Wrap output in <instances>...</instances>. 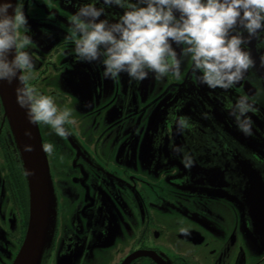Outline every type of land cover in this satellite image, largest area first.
<instances>
[{
    "label": "flooded vegetation",
    "instance_id": "af4514ba",
    "mask_svg": "<svg viewBox=\"0 0 264 264\" xmlns=\"http://www.w3.org/2000/svg\"><path fill=\"white\" fill-rule=\"evenodd\" d=\"M83 2L16 6L32 37L30 84L74 109L65 137L38 123L44 147L54 145L45 150L57 197L40 264H264V34L248 45L254 66L229 89L194 83L188 64L179 80L105 79L66 39ZM104 7L109 18L122 12ZM241 94L255 100L251 135L229 114ZM29 221L28 179L0 101V264L15 262Z\"/></svg>",
    "mask_w": 264,
    "mask_h": 264
},
{
    "label": "clouds",
    "instance_id": "9594fccd",
    "mask_svg": "<svg viewBox=\"0 0 264 264\" xmlns=\"http://www.w3.org/2000/svg\"><path fill=\"white\" fill-rule=\"evenodd\" d=\"M98 4L101 0L80 4L69 17L66 39L78 61L102 66L105 79L117 80L123 73L136 82L150 74L156 80L168 76L179 80L182 66L188 64L194 83L229 89L254 66L248 45L264 34V0H102ZM104 5L118 6L122 12L109 18ZM29 32L23 10L12 0H0V81H17L16 101L27 110L29 122L43 123L65 137L74 109L58 105L52 95L30 84L35 63L28 50ZM258 46H264V39ZM228 107L237 128L251 135L253 121L248 113L257 111L254 98L241 94ZM186 123L180 118L177 126L182 129ZM45 147L51 152L54 145ZM25 150L31 151V145ZM181 162L190 167L191 155L184 153Z\"/></svg>",
    "mask_w": 264,
    "mask_h": 264
},
{
    "label": "water",
    "instance_id": "95a60500",
    "mask_svg": "<svg viewBox=\"0 0 264 264\" xmlns=\"http://www.w3.org/2000/svg\"><path fill=\"white\" fill-rule=\"evenodd\" d=\"M17 1L12 0L14 7ZM16 87L15 79L11 83L0 81V101L23 162L30 192L28 232L13 264H40L54 237L57 197L39 125L29 122L27 110L17 103ZM26 145H31L32 150L26 151Z\"/></svg>",
    "mask_w": 264,
    "mask_h": 264
},
{
    "label": "rangeland",
    "instance_id": "374dc122",
    "mask_svg": "<svg viewBox=\"0 0 264 264\" xmlns=\"http://www.w3.org/2000/svg\"><path fill=\"white\" fill-rule=\"evenodd\" d=\"M4 115H5V109H4ZM6 117V116H5ZM7 118V117H6ZM7 120H8V118H7ZM8 122H9V120H8Z\"/></svg>",
    "mask_w": 264,
    "mask_h": 264
}]
</instances>
